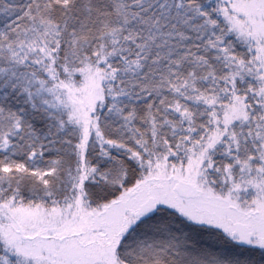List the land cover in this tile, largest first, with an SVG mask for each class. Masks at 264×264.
<instances>
[{
  "label": "snow or ice",
  "instance_id": "obj_1",
  "mask_svg": "<svg viewBox=\"0 0 264 264\" xmlns=\"http://www.w3.org/2000/svg\"><path fill=\"white\" fill-rule=\"evenodd\" d=\"M0 264H264V0H0Z\"/></svg>",
  "mask_w": 264,
  "mask_h": 264
}]
</instances>
